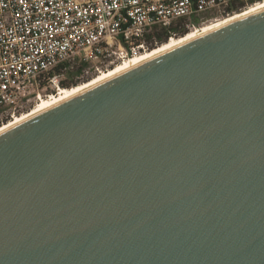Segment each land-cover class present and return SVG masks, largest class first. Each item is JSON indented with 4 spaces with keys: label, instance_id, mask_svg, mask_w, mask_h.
<instances>
[{
    "label": "water",
    "instance_id": "95a60500",
    "mask_svg": "<svg viewBox=\"0 0 264 264\" xmlns=\"http://www.w3.org/2000/svg\"><path fill=\"white\" fill-rule=\"evenodd\" d=\"M0 264H264V9L1 133Z\"/></svg>",
    "mask_w": 264,
    "mask_h": 264
},
{
    "label": "built area",
    "instance_id": "2783aa9c",
    "mask_svg": "<svg viewBox=\"0 0 264 264\" xmlns=\"http://www.w3.org/2000/svg\"><path fill=\"white\" fill-rule=\"evenodd\" d=\"M261 1L0 0V125L66 82L82 83L158 46L148 38L155 26L186 17L191 30Z\"/></svg>",
    "mask_w": 264,
    "mask_h": 264
},
{
    "label": "bare ground",
    "instance_id": "6f19581e",
    "mask_svg": "<svg viewBox=\"0 0 264 264\" xmlns=\"http://www.w3.org/2000/svg\"><path fill=\"white\" fill-rule=\"evenodd\" d=\"M264 9V1H261L257 3L256 5H252L249 8H246L245 10L241 11L240 13H236L234 15H229V17H225L220 20H215L211 22L210 24H206L202 27H195V29H192L190 32H188L186 35L181 37H171L168 42H165L161 45H158L150 50H148L146 53H143L140 56L134 57L129 61L121 62L114 67L102 71L96 75L93 76V78L84 81L82 83H79L77 85H74L70 88L68 87H61L59 91L56 94H52L50 97L42 98L34 107H32L29 111L24 112L20 115L15 116L14 119H12L10 122L5 123L4 125H0V134L5 132L6 130H9L10 128H13L20 123L28 120L29 118L93 87L96 86L110 78H113L133 67H136L146 61H149L179 45H182L186 42L192 41L194 39L199 38L200 36H203L205 34L210 33L211 31L221 28L222 26L227 25L228 23L239 19L241 17H244L246 15L255 13L257 11H260Z\"/></svg>",
    "mask_w": 264,
    "mask_h": 264
},
{
    "label": "trees",
    "instance_id": "16d2710c",
    "mask_svg": "<svg viewBox=\"0 0 264 264\" xmlns=\"http://www.w3.org/2000/svg\"><path fill=\"white\" fill-rule=\"evenodd\" d=\"M242 6H244V4H241L239 7ZM239 7H233L231 9V13L232 11H239ZM188 22H189L188 18L182 17L172 22V24L169 27L155 26L150 32V34H148V38L151 39V41L153 42V46H155V41H157L158 44H163L169 40L170 36L173 33L176 35V37L184 36L190 30V28L187 26ZM77 84L78 83L75 81L66 82L64 87L70 88Z\"/></svg>",
    "mask_w": 264,
    "mask_h": 264
},
{
    "label": "rangeland",
    "instance_id": "374dc122",
    "mask_svg": "<svg viewBox=\"0 0 264 264\" xmlns=\"http://www.w3.org/2000/svg\"><path fill=\"white\" fill-rule=\"evenodd\" d=\"M238 13H240V12H238ZM234 14H236V13H234ZM234 14H232V15H234ZM211 15L212 14H206V16L208 17V19H211L212 17H211ZM213 15H216V14H213ZM221 17V16H220ZM225 17H229V16H225ZM225 17H221L220 19H223V18H225ZM220 19H218V20H220ZM193 20V22H195L196 24H200V20H196L195 18L194 19H192ZM215 20H217V19H214V20H210V21H204V22H201V25H197L196 27H202V26H204V25H206V24H210L211 22H213V21H215ZM192 29H195V27H193ZM191 29V30H192ZM191 30H189V32L191 31ZM181 37V36H180ZM176 38H178V37H176ZM169 41V40H168ZM167 41V42H168ZM159 45H161V44H159ZM156 47V46H155ZM91 79V78H90Z\"/></svg>",
    "mask_w": 264,
    "mask_h": 264
}]
</instances>
